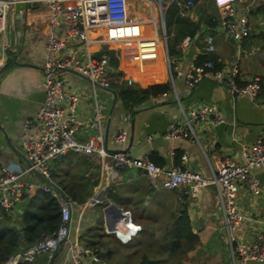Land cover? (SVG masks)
I'll list each match as a JSON object with an SVG mask.
<instances>
[{
  "label": "crops",
  "instance_id": "1",
  "mask_svg": "<svg viewBox=\"0 0 264 264\" xmlns=\"http://www.w3.org/2000/svg\"><path fill=\"white\" fill-rule=\"evenodd\" d=\"M193 1L196 5L190 17H185L192 24L201 25L193 37L187 34L180 39L177 22L169 28L167 26L169 9L174 4L180 9L186 2L163 0L166 13L162 21L159 0H129L132 23L128 26L90 30L88 48L81 42L68 41L66 55L90 53L98 58L106 56L109 61L113 55L117 60V65L110 63L111 89L94 88L89 81L74 72L59 74L66 82L69 92L80 96L78 114L83 128L76 135L78 141L86 142L96 135L97 132L88 124L96 121L99 114L104 142L110 152L126 148L135 158L150 154L164 169L182 164L184 170L199 173L208 179H212L220 161L226 158L243 161V151L251 150L264 133V0H243L239 5L238 20L247 12L250 28V37L239 46L226 35L224 27L219 24V10L213 0ZM177 14L179 15V10ZM207 17H212L214 24L208 25ZM49 31L50 12L46 5L29 2V7L19 13L11 8L7 28L0 33L2 166H17L27 170L30 165L22 150L24 125L37 114L45 101L42 67L47 53ZM57 34L63 37L64 28H59ZM208 36L213 37L215 45V51L208 56L209 59L222 69L237 62L239 75L236 83L239 86L256 77L261 79L262 89L256 100L238 95L227 86L210 79L199 82L192 90L187 88V72L206 61L204 49ZM172 45L179 51L178 55L170 54L169 48ZM191 51L192 58L189 56ZM11 54H16L15 64ZM199 58L201 62H197ZM168 59L180 72L176 76V92L171 87V91L151 97L139 106L126 107L119 92L130 88L126 83L128 77L136 79V85L131 87L135 89H145L154 84L171 85ZM180 103L189 114L201 106H214L226 123L219 126H213L209 121L202 123L197 128L199 142L190 138L168 140L165 135L169 125L182 116ZM121 130H127L128 138L124 144H117L114 137ZM183 156L187 157L184 163ZM256 174L262 193L254 196L246 188H241L238 194V209L248 218L235 232L236 238L242 242H253L258 235L264 234V167L258 169ZM23 180L36 186L45 185L34 172L25 174ZM50 180L72 202L69 239L82 246L86 252L83 258L87 264H92V254L100 256L101 264H123L114 262L113 257L111 263L104 258L111 246L108 245V240L99 238L101 235L98 234L102 232L95 225L97 219L103 216L107 203L131 211L134 223L142 227L138 234L143 239L142 242L148 236L149 240H159L155 234L160 232L172 233L177 219L186 212L192 231L200 238V250L220 255V264H232L223 227L224 215L219 208L217 194L212 190H203L198 201H192L185 195L180 201L175 191L161 186L162 179L155 188L142 170L130 168L117 172L109 157L101 159L72 152L51 165ZM104 188L106 189L103 190ZM39 191L44 190L25 192L16 202L11 213L14 221L21 219L22 211L32 198L35 200ZM54 191L58 197L63 198L58 191ZM98 194L100 198L103 196L104 203L89 206L88 202ZM120 235L128 238V233L120 232ZM87 236L94 238L95 251L86 249ZM68 249L69 244L63 245L53 264H74ZM51 257L52 254L44 253L36 256L33 261L24 263L50 264Z\"/></svg>",
  "mask_w": 264,
  "mask_h": 264
},
{
  "label": "built area",
  "instance_id": "2",
  "mask_svg": "<svg viewBox=\"0 0 264 264\" xmlns=\"http://www.w3.org/2000/svg\"><path fill=\"white\" fill-rule=\"evenodd\" d=\"M28 2L46 5L50 12V31L48 35L47 53L42 67L44 74L45 101L37 114L24 125L25 138L22 141V150L25 159L29 162L27 170L17 166L0 165V208L11 211L16 202L22 198L25 192L42 189L58 197L54 189L48 185L36 186L23 180L25 174L38 171L42 176L51 179V165L64 155L72 152L92 156L95 158H111L112 167L117 171H125L135 168L144 171L151 180L152 186L157 188L160 179L161 186L169 191H175L178 199L182 201L184 195L192 201H198L203 190L211 184L218 187V204L224 215V231L228 243V249L232 264H262L264 262V234L258 235L253 242H242L235 236V232L241 224L247 220L238 209V194L241 188H246L254 196L262 193L256 171L264 167V133H262L251 150L243 151V161L226 158L217 164L212 179H208L199 173L184 170L182 164L164 169L157 165L150 154L135 158L129 149L123 148L110 152L106 147L103 136L101 117L97 114V120L88 126L95 130V136L88 138L86 142L78 141L76 135L81 132L83 122L79 118L78 104L80 96L69 92L66 82L59 76L63 69L75 70L89 78L94 88L111 89L112 73L109 58L85 55H66L65 50L68 41H78L89 47L88 33L92 29L124 28L131 22L129 12V0H27ZM219 10L218 22L226 35L239 46L250 37L248 26L249 15L247 12L238 20V7L243 0H213ZM12 1L0 0V33H3L8 24V15L13 6ZM193 0H188L180 6L179 16L190 17L195 7ZM162 21L166 13L163 0L158 3ZM193 17V16H192ZM64 28V35L57 34L59 28ZM165 33V30H164ZM165 40L167 36L165 33ZM120 39V38H119ZM215 51L212 36L206 38L204 54L207 59L203 64L193 66L186 74V86L192 90L203 80H213L216 83L227 86L238 95L247 96L256 100L262 89L259 77L251 82L239 86L236 78L239 75V67L235 62L225 69L218 68L216 63L209 59ZM1 64V62H0ZM170 74V86L176 90V76L180 75L178 67H173L168 59ZM128 87L136 85V79L128 77ZM176 92V91H175ZM179 101L178 94H176ZM181 105V103H180ZM182 107V116L174 119L166 132L168 140L192 139L199 142L197 128L209 121L213 126L226 123L225 118L216 107L201 106L192 114ZM127 130L119 131L114 140L117 144L127 141ZM187 157H182V163ZM104 188L103 190H105ZM61 208V223L55 234L44 237L41 241L30 247L25 252L12 257L7 264H22L31 262L40 254H52L59 244H69V252L74 264H87L84 261V249L79 243L70 242V221L72 215V202L66 198L58 197ZM103 196L95 195L88 202L94 207L103 204ZM112 205V203H109ZM107 203V205H109ZM111 230L108 234H114L123 244H127L137 236L142 227L133 221L131 211L121 209L119 214L112 215ZM120 232L128 233V238H123ZM92 264H101L99 255H91Z\"/></svg>",
  "mask_w": 264,
  "mask_h": 264
},
{
  "label": "trees",
  "instance_id": "3",
  "mask_svg": "<svg viewBox=\"0 0 264 264\" xmlns=\"http://www.w3.org/2000/svg\"><path fill=\"white\" fill-rule=\"evenodd\" d=\"M176 1L186 2L187 0ZM178 10L177 4H174L172 8L169 9L166 16L168 28L177 22L176 26L180 39L187 34L193 37L198 32L201 25L192 24L186 18L178 17ZM212 17H207L208 25H211V23L214 24ZM169 52L172 55L179 54V51L176 50L174 45L169 48ZM205 59H207V57ZM110 61L112 65H117V60L113 55H111ZM197 62H201V59L199 58ZM150 81L152 80L150 79ZM169 90L171 91V86L169 84H154L145 89H123L119 92V96L126 107H133L141 105L151 97L167 93ZM151 159H154L153 161L157 165L160 164L155 158H152V156ZM177 163L178 160H176V164ZM29 202L30 204L22 211L20 216L21 219L18 221H14L11 215L12 210L5 211L0 208V264H7L12 257L25 252L44 237L55 234L61 223V208L59 202L50 193L39 191L35 196V200L32 198ZM98 235H101L99 237L100 239L105 237L102 233ZM164 240L165 244L162 243V246H158L157 249L159 250L156 255L157 257L159 255L165 257L150 260L144 256L141 258L140 264H185V257L192 251L197 250L200 246V238L192 231V224L186 212L182 213V216L177 219L173 232L166 234ZM86 241V249L95 251L96 244L94 238L92 236H87ZM141 245L142 241L136 244L133 240L124 244V246L130 248H139ZM114 254L112 250H109V252L104 255V258L111 263ZM101 257L103 258L102 254Z\"/></svg>",
  "mask_w": 264,
  "mask_h": 264
},
{
  "label": "rangeland",
  "instance_id": "4",
  "mask_svg": "<svg viewBox=\"0 0 264 264\" xmlns=\"http://www.w3.org/2000/svg\"><path fill=\"white\" fill-rule=\"evenodd\" d=\"M95 225L97 226L99 232H102L104 234L105 240H108V245L111 246V250L115 253L113 255V261L117 263H123V264H140L141 258L146 256L148 259H156V258H163L165 256L159 255L157 257V252L159 249L158 246L162 243L165 244L164 237L166 234L164 233H158L155 234L156 238L159 240H149V236L144 240L145 242H142V245L139 246V248H130L127 246H124L119 240L115 238V236H108L105 230L104 220L103 216H100ZM105 233H104V232ZM164 235V236H163ZM140 235H137L133 237V242L138 244V242H141ZM122 244V245H121ZM220 255H211L209 251L200 250L198 248L195 251H192L188 256H186L184 263L185 264H220ZM222 260V259H221Z\"/></svg>",
  "mask_w": 264,
  "mask_h": 264
},
{
  "label": "water",
  "instance_id": "5",
  "mask_svg": "<svg viewBox=\"0 0 264 264\" xmlns=\"http://www.w3.org/2000/svg\"><path fill=\"white\" fill-rule=\"evenodd\" d=\"M14 4L12 6V8L16 9V12L19 13L21 10H25L29 7V2L27 0H11ZM193 51L190 52L189 56L192 58V54ZM12 59H13V63H16V54H11ZM62 72H74L76 74H78L79 76L83 77L85 80L89 81V78L86 77L85 75L72 70V69H63ZM91 83V82H90ZM98 87H101L97 84ZM113 93L116 95V93L113 91ZM34 174H36V176L38 178H40L46 185L52 187L54 190L58 191L64 198L66 197L65 194L49 179L45 178L44 176H42L38 171H33ZM207 190H212L214 193H218V187L215 184H211L209 186L206 187ZM121 211L120 208H118L115 205H106V207H104L103 209V220H104V225H105V229L106 230H111L113 228L112 226V215L114 214H119ZM23 235V233H22ZM61 244L58 245V247L55 249V251L52 253V257H51V262L50 264H53V262L56 259L57 254L60 252L61 250Z\"/></svg>",
  "mask_w": 264,
  "mask_h": 264
},
{
  "label": "clouds",
  "instance_id": "6",
  "mask_svg": "<svg viewBox=\"0 0 264 264\" xmlns=\"http://www.w3.org/2000/svg\"><path fill=\"white\" fill-rule=\"evenodd\" d=\"M121 242V241H120Z\"/></svg>",
  "mask_w": 264,
  "mask_h": 264
}]
</instances>
